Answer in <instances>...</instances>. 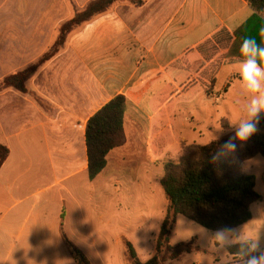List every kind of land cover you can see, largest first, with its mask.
<instances>
[{
  "label": "crops",
  "instance_id": "obj_1",
  "mask_svg": "<svg viewBox=\"0 0 264 264\" xmlns=\"http://www.w3.org/2000/svg\"><path fill=\"white\" fill-rule=\"evenodd\" d=\"M143 1L141 7L118 4L70 34L62 51L27 81V93L0 92V143L10 151L0 169V264H77L68 241L91 264H130L124 237L146 262L138 234L150 227L155 209L146 180L155 174L161 183L164 160L177 154L182 142L199 144L182 135L180 128L190 118L179 119L180 109L203 102L206 110L212 103L215 125L225 128L219 138L234 133L237 124L229 117L235 110L245 116L252 94L236 92L241 62L204 65L210 68L207 80L204 70L194 75L205 79L206 87L214 77L212 95L184 100L195 80L190 69L203 60L199 47L221 30L234 34L245 27L243 38L254 36L258 22L248 23L256 16L264 20V12L246 0ZM23 17L28 28L11 32L24 39L7 60L6 70H12L5 76L37 62L53 40V30L46 27L51 16ZM240 45L235 51L244 59ZM118 95L127 98L126 142L108 154L105 169L92 180L87 124ZM156 167L159 171L152 172ZM243 170L256 177L262 200L252 205V218L238 233H227V243L260 236L264 248V157L244 162ZM139 194L148 208L139 209L134 200ZM156 238L150 258L158 255ZM202 262L187 254V264ZM231 263L243 264L229 254L225 264Z\"/></svg>",
  "mask_w": 264,
  "mask_h": 264
},
{
  "label": "trees",
  "instance_id": "obj_2",
  "mask_svg": "<svg viewBox=\"0 0 264 264\" xmlns=\"http://www.w3.org/2000/svg\"><path fill=\"white\" fill-rule=\"evenodd\" d=\"M129 1L135 7H141L143 0H93L84 10L78 12L68 20L60 29L59 38L37 62L19 72L5 76L0 82V92L6 89H15L27 93L26 83L48 61L58 55L65 46L69 35L77 28L89 23L93 19L108 13L116 4ZM258 13L264 12V0H246ZM257 21L258 29L264 28V20L256 16L250 22ZM245 27L229 33L221 30L216 35L205 41L199 47L202 62L196 61L193 73L194 82L189 83L187 99L191 102L200 93L210 94L215 84L214 77L210 84L203 82L194 73L203 71L206 74L210 68H202L206 64L216 66L220 60L224 64L242 62L235 46L242 43V32ZM254 35L259 41L258 32ZM232 45V46H231ZM215 62V63H214ZM214 63V64H213ZM259 63V61H258ZM264 67V64L261 65ZM212 71V70H211ZM211 73V72H210ZM199 93V94H198ZM127 109V98L118 95L93 115L87 124L86 145L88 153V173L90 179H95L106 167L108 154L125 144L124 117ZM260 131L244 142L238 152L224 158L223 155L214 156L217 152L231 153L230 149L221 150V145L228 139H214L207 144H185L177 154H168L164 160V173L161 185L167 201V209L160 232L156 238V256L143 262L140 260L133 244L125 240L130 264H162L166 260H181L187 254L202 251L196 246V239L172 244L171 235L176 226L178 216L201 225L215 232L217 229L234 226L240 227L251 220L252 205L262 200L256 190V177L246 174L243 170L244 162L260 155L264 157V118L258 126ZM237 143H240L237 141ZM8 147L0 143V169L8 159ZM217 160H220L217 162ZM68 246L77 264H91L85 254L74 244L68 241ZM231 255L238 262H243L251 254L250 242L238 243L228 247Z\"/></svg>",
  "mask_w": 264,
  "mask_h": 264
},
{
  "label": "rangeland",
  "instance_id": "obj_3",
  "mask_svg": "<svg viewBox=\"0 0 264 264\" xmlns=\"http://www.w3.org/2000/svg\"><path fill=\"white\" fill-rule=\"evenodd\" d=\"M84 1L86 0H0V82L5 77V73L12 70V68L6 70V66L8 65L7 60L15 55L14 51L17 50L15 48L20 45V41L24 39L21 38V36L13 35L11 32L20 31L22 28H28L27 22H25L23 16H51L46 19V27L53 30L51 48L59 38L60 29L64 23L73 18L78 12L84 10L89 4H85ZM123 3L127 2L123 1L118 4ZM57 19H59V21H57ZM81 27L75 29L72 33L79 30ZM237 86L236 92L239 95H246L248 93L243 88L242 84ZM208 95H212V91ZM241 104H244V102L242 101ZM203 105V102H198L190 105L187 109L186 107H182L179 113V119H185L186 117L190 118L187 127L183 126L180 128L182 135L188 137L189 141H195L199 144H205L210 140L218 139L220 137L219 131L225 129L215 125V120L218 119V115L212 109V103L210 104V109L208 108L206 110H204ZM220 113L223 114V111ZM242 118H244V113L242 114L237 110L229 117L234 124H238ZM203 121L206 124H203ZM206 127H208L209 130H207ZM202 134L204 135L201 136ZM158 171L159 169L157 167L152 169V172L156 173ZM145 175H148V173L146 172ZM156 180L155 174H151V179L149 178L146 180L147 184L154 192L153 206L155 205V209L150 227L145 225L139 229L138 235L139 241L141 242L138 244V247L144 261L150 259V254L153 250L155 238L159 232L167 204L162 185ZM134 200L137 201L140 210L148 208L146 200L142 198L141 194H139V197H135ZM130 201L129 198H126V204H129ZM162 211L163 215L161 214ZM212 233L214 232L180 215L178 216L176 227L171 235V242L177 245L196 239V246L205 249L206 252L203 250L195 251L192 255L202 258V264H225L230 253L227 252L225 247H219L220 245L216 244L214 240L216 236ZM226 237H228L227 234ZM123 239L128 240L126 237ZM213 252H215V255ZM186 257L187 255L181 260H166L162 264H187ZM198 260L199 259L195 260L196 263H198Z\"/></svg>",
  "mask_w": 264,
  "mask_h": 264
},
{
  "label": "clouds",
  "instance_id": "obj_4",
  "mask_svg": "<svg viewBox=\"0 0 264 264\" xmlns=\"http://www.w3.org/2000/svg\"><path fill=\"white\" fill-rule=\"evenodd\" d=\"M258 36L259 41L254 36L244 37L239 49L244 58L238 68L239 77L246 92L252 94L249 103L246 105V114L238 122L234 133L221 145V150L230 149L231 153L217 152L214 159L221 155L227 158L236 154L244 142H247L260 131L258 126L261 119L264 118V67L261 66L264 64V28L259 30ZM239 230L234 226H226L217 229L212 234L226 247H229L226 234H236ZM250 249L251 254L244 258L243 264H264V248L261 247L260 236L250 242Z\"/></svg>",
  "mask_w": 264,
  "mask_h": 264
}]
</instances>
